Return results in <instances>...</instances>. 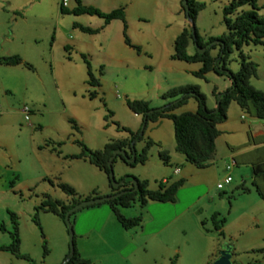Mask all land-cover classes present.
Listing matches in <instances>:
<instances>
[{
  "label": "rangeland",
  "instance_id": "1",
  "mask_svg": "<svg viewBox=\"0 0 264 264\" xmlns=\"http://www.w3.org/2000/svg\"><path fill=\"white\" fill-rule=\"evenodd\" d=\"M82 1L101 10L123 5L125 32L130 44L123 39L122 22L118 18L103 23L102 17L96 14L62 12L60 0H0V19L10 17L6 31L16 27L17 24L13 26L14 21L33 24L37 37L35 43L45 55L43 59L41 56L33 58L38 59L40 65L35 62L37 70L27 69L26 74L0 69V83L11 87L6 95L13 108L28 105L29 121L32 122L30 130L23 124L19 129L17 120L22 116L16 114L14 123L1 121L0 124V221L8 226V211L16 214L19 250L30 257L26 259L0 249V264H61L68 252L65 222L58 214L40 206L46 194L63 200L68 196L57 184L64 181L55 173L60 165L57 154L79 150L76 140H81L87 147L97 148L102 147L106 139L128 136L129 132L123 126L133 131L139 129L140 121L137 122V117L126 106V97L148 99L151 105L159 106L174 100L162 98V91L173 85L193 83L203 92L205 104L210 105L213 98L211 90L216 84L222 87V77L214 72L208 71L199 77L188 72L197 68L194 61L169 57L174 36L189 22L181 0ZM199 1H203L204 6L197 11L193 21L197 32L205 38L225 31L222 6L228 0ZM66 3L71 7L76 1L67 0ZM79 25L99 28L85 31ZM67 40L70 45L77 42L79 51L89 60L97 85L85 82L86 65L80 52L72 46L64 47ZM242 48L257 65L256 75L251 76L249 82L264 89V48L258 44H247ZM237 59L233 49L229 53V69L238 67ZM90 89L95 91L92 98L87 94ZM161 99L164 101L159 103ZM230 104L236 106L234 101ZM195 107L194 97L189 95L172 111L177 113L194 110ZM152 124L151 120L147 121L142 135L133 141V149L138 153L146 138L153 140L147 147L145 160L126 162L117 155L111 162L113 176L115 179L125 175L128 178H146L147 187L155 188L161 177L171 180L184 173L183 181L175 192L179 199L148 200L144 205L134 201L128 206H118L125 216L140 215L139 223L130 227H123L118 222L106 201L73 211L70 220L74 249L77 255L88 260L87 263L74 264H196L199 261L203 241L197 231L200 225H212L209 214L204 215L205 219L201 218L204 224L193 218V213L211 204L200 195L207 186L198 178L202 167L190 162L187 163L192 168L190 172L183 169L187 167L178 174L173 172L174 166L181 167L179 162L171 155L164 162L158 154L159 149H167L171 154L175 152L181 156L172 149L171 120L163 117L157 128H151ZM153 136H159L161 142ZM217 145L218 148H226L221 137L217 138ZM213 154L215 158L216 152ZM39 158L42 162L38 161ZM69 160L71 164L74 162V159ZM92 168L98 176L89 175L88 180L98 183L97 193H110V189L113 192L112 186L107 188L105 172ZM62 174L74 179L75 183L88 176L82 172L76 176L71 167L62 170ZM212 179L209 174L208 182ZM106 188L107 191L104 190ZM77 189L76 193L81 198L91 192L81 194ZM188 203V210L182 216L184 219L179 217L175 223H169L174 212ZM34 213L39 225L31 219ZM8 240L7 232L0 230V243ZM177 243L181 244V257L178 259L170 254L167 258V253H172L168 247ZM234 259V264H256L254 259L260 260L258 264H264V253L252 250Z\"/></svg>",
  "mask_w": 264,
  "mask_h": 264
},
{
  "label": "trees",
  "instance_id": "2",
  "mask_svg": "<svg viewBox=\"0 0 264 264\" xmlns=\"http://www.w3.org/2000/svg\"><path fill=\"white\" fill-rule=\"evenodd\" d=\"M75 1L76 3L69 8L59 3L60 11L96 14L102 17L103 23L118 18L122 22L123 39L125 43L130 44L129 38L125 32L126 20L123 5H118L108 10H101L94 5L82 3L81 0ZM186 2V10L183 8L182 4L181 6L184 15L193 23L197 11L204 6V2L199 0H186ZM244 5H247V7L243 8L242 6ZM261 6H264V0L261 4H257L256 0L226 1L222 6V19L225 25V31L218 35H207L203 38L195 28V41L200 47H204L200 52H198L193 46L189 22L187 25L182 26L173 38L172 50L169 56L171 58L182 59L185 61H199L200 66L197 69L192 70L193 74L203 76L205 72L213 71L216 74L225 75L231 79L230 85L224 90H212L215 94V98L218 100L216 103V111H210L211 108L207 107L205 104V96L203 92H201L197 85L193 83L173 85L162 91L160 93L162 98H174L173 101H169L163 108L151 105L149 100L144 98L126 97L124 100L129 110L139 114L141 119L143 115L146 116V123L149 120L153 121L159 117L169 118L172 123L174 150L183 154L187 161L196 166H206L210 162L214 151V138L218 134L216 123L225 118L226 108L231 100L235 101L241 108L249 110L253 115L264 117V89L257 88L249 82V78L256 75L257 65L253 60L249 59V56L242 50V47L247 44H258L264 47V14L258 12L259 7ZM79 26L85 31H95L99 28L90 27L88 25ZM215 38L220 39L221 42H213ZM189 43H191L193 47L190 52L187 50V45H189ZM134 47L138 49L136 45H134ZM212 49H215L214 53L211 52ZM233 49L236 50L238 57V67L235 70L229 69L227 65L229 61V53ZM80 55L86 65L85 82L89 85H97L98 80L92 73L89 60L84 53L80 52ZM0 63H20L28 68H32L31 63L23 60L17 53L0 55ZM99 67H101V65H99ZM225 68L230 71L229 74L225 71ZM230 86L231 88L229 89ZM87 94L92 97L95 94V91L90 89ZM189 95L194 97L196 102L195 109L180 111L177 113L173 112L172 108L183 103ZM150 108L152 109L149 110ZM123 127L129 132L128 136L124 138H109L100 148H90L81 140H76L79 144V150L75 153L63 155L66 157H82L88 160L90 163L105 172L107 180L110 183L107 175V160L112 150L115 148H127L128 151H126V154L129 155L131 147H133V145L131 146L129 144L130 141H132L133 144V141L143 133V131L139 133L138 129L133 131L128 127ZM152 142L153 140L151 138H146L141 150L138 153H135L134 160L131 162H143L146 158L147 147ZM158 154L164 162L168 161L169 155L166 150L159 149ZM117 155L125 161L123 154L116 153L115 156ZM115 156L112 160L115 159ZM122 177H124V185L131 184L127 175ZM135 178L137 179V187L135 190L126 191L113 198L104 200L108 203L116 219L123 227H130L139 223L141 217L139 214L125 216L119 211L118 206H128L134 201H137L140 205H144L148 200L173 201L176 189L183 181V178L181 177L167 183L160 180L155 188H148L146 178ZM57 184L67 195L70 196V199L63 200L52 198L46 194V196L40 201V206L63 218L65 210L74 202L78 201L81 196L79 193H76L75 189L67 182L58 181ZM241 189H246V187L241 186ZM219 193H222V191ZM260 194L264 197V193ZM94 195H98V193L95 189H92L91 192L84 197ZM8 212L10 224L7 226L5 222L0 221V230L7 232L9 240L5 243H0V249L9 250L16 256L30 259L27 253L19 250L20 238L16 214L10 210ZM35 214L36 213L32 215L31 219L36 225H39V221ZM209 217L212 222V227L218 229V233L221 235L222 231L219 230V228L224 221V216L215 211L212 212ZM256 249L264 250V246ZM44 251H46V248H44ZM76 253L77 252L74 249L72 254H66L61 264L88 262L86 258L81 257Z\"/></svg>",
  "mask_w": 264,
  "mask_h": 264
},
{
  "label": "crops",
  "instance_id": "3",
  "mask_svg": "<svg viewBox=\"0 0 264 264\" xmlns=\"http://www.w3.org/2000/svg\"><path fill=\"white\" fill-rule=\"evenodd\" d=\"M256 1L257 4H261L263 0ZM81 2L88 4L82 0ZM110 2H112V0ZM64 6L67 7V3H65ZM244 6L247 7V5ZM1 10L2 9L0 8V11ZM258 12L264 14V6L259 7ZM8 19H10V17L8 18L7 16H4L2 19H0V55L17 53L22 57L23 60H26L31 63L32 68H28L20 63H0V69L18 75H20V73L26 74L27 69H30L31 71L33 69L37 70V65L35 62H39L40 65V61L38 59L36 60L33 58H36V56H41V59H43L45 55L44 52L41 51L40 46L35 43V41L37 40V37L35 35V26L33 24H18L16 21H14L13 26L17 24L16 27L14 29L12 27L11 29H8V31H6V27L9 24ZM110 21H108L107 23H109ZM63 44L66 48L72 46L76 52H80L76 41H73L70 45L69 41L67 40ZM192 48V44L189 43V45H187V50L190 52L192 51ZM48 50L50 52L49 54H51V48H49ZM214 51L215 49L211 50V52L213 53ZM194 62L198 68L200 66V62ZM192 70L195 69H189L188 72L192 73ZM216 75L222 77V83L220 85L222 87H218V84H216L214 88L215 91H221L230 85L231 79L228 76L219 74ZM10 91V86L5 83H0V124L1 121L13 122L16 114H19V116L21 114L23 120L21 118H18V128L22 129L23 127H20V125L23 124L26 129L30 130L32 124V122L29 121L30 117L28 116V118L25 119L23 117V113L20 107L18 109L13 108L10 98L6 95L7 93H10ZM211 93L213 97L212 102L210 103V105L206 104V106L209 108H212L216 105L215 94L212 90ZM93 96H95V94ZM163 101L164 100L161 99L159 103H162ZM231 101L227 105L225 118L216 123L218 134L214 138L213 151V153L216 152V157L213 158V154L211 156L210 162L206 166H200L202 167V170H200L198 174V178L201 179L200 183L207 184V186H205V189L202 191V193H200V195L204 196L205 199L209 201V203L211 202V204H208V206H206L205 208L196 211V213H193V218H195L196 220L199 219V222L204 224L201 218L205 219V214L210 215L212 212H219L221 215L224 216V221L222 222L219 228V230L222 231V234L220 235L218 233V229L211 227L212 225H200L199 231L197 232L199 233L203 244H201L202 246L200 259L196 264H209L211 260L217 255L218 250L222 244L229 245L230 249L235 254L234 258H236V256H239L243 252L252 250L257 251L259 253H264V250L256 249L264 246V197H262L260 194L264 193V117H257L253 115L249 110L241 108L235 101L234 103L236 104V106H232L230 104ZM159 103H156L155 105ZM129 111L135 117H137V122H141V117L139 114H136L131 110ZM162 118L163 117H159L151 121L153 123L151 128H157L161 123ZM21 120L22 123H20ZM171 136L173 137L172 127ZM124 137L126 136H118L113 138ZM218 137H221L223 139L226 148H218ZM153 138H155L157 142H161L159 136H153ZM107 140L108 139L104 140L102 145ZM72 142L73 141H71V143ZM36 146L37 149H39L40 145L37 144ZM172 149L174 150V144H172ZM165 150L167 151V153H169L168 155L174 157L181 165V167L177 166V174L182 171L183 167H187L183 169H185V171L188 170L190 172L192 168L191 166H189V164H187L190 162H187L183 154H181L180 156L175 152L171 154L170 151H168L167 149ZM77 151L78 149L57 154L59 155L60 165L58 169H55V173H57L62 180L70 184L75 189V191L76 188H79L77 190H79L81 194H86L92 189H95L97 191V189L99 188L98 183L96 184L95 181L92 182L91 180H88V177L89 175L98 176V174H96V172L92 170V167H95L96 169H98V171L101 169H99L94 164L90 163L88 160L82 157H66L63 155L68 153H75ZM231 157L233 158L234 162L227 171L225 169L224 164ZM69 159H74L72 160L74 162L71 164V161ZM38 161L42 162L40 158ZM69 167H71V170H74L76 176L78 172H82L85 176L88 175L87 178H84L83 180L75 183L74 179L63 176L62 170ZM226 172L230 174L231 179L229 180V182L224 183L222 188H216L215 182L222 178V176ZM48 173H50V171H48ZM180 174H182V178V176H184V173ZM209 174H211V178H213L210 182H208ZM161 180L165 181L166 183L171 181L167 179L164 180V177H161ZM106 181L107 188H110V183L107 179ZM241 186L246 187V189H241ZM107 188L104 190L107 191ZM220 191H222V193H219ZM108 192H111V189ZM69 199L70 196L68 195L66 197V200ZM177 199L179 198L175 194L173 201H176ZM188 207L189 203L185 205L182 209H179L178 211L174 212L173 216L168 220V222L175 223L179 219V217H181V219H184L182 218V216L184 211L188 210ZM180 245L181 244L177 243L175 245L169 246L168 250H170L172 253L168 252L167 258H170V254H174L177 258H180L182 255V252L180 254L179 251ZM259 262L260 260L254 259V263L258 264ZM176 263L178 264L179 262Z\"/></svg>",
  "mask_w": 264,
  "mask_h": 264
},
{
  "label": "water",
  "instance_id": "4",
  "mask_svg": "<svg viewBox=\"0 0 264 264\" xmlns=\"http://www.w3.org/2000/svg\"><path fill=\"white\" fill-rule=\"evenodd\" d=\"M181 4L183 6V8L186 10L187 9V2L186 0H181ZM189 20V19H188ZM190 23V32H191V37L193 39V46L197 49L198 52L202 51L204 49V47H200L196 41H195V27L193 25V23L189 20ZM213 42H221L220 39L215 38L213 40ZM225 71L229 74L230 71L225 68ZM231 88V86L229 87V89ZM218 102V100L216 99V103ZM163 103L159 106H157L158 108H163L166 104ZM205 108V107H204ZM152 108H150L149 110H151ZM210 111H216V106H214L213 108H211ZM146 123V116L143 115L142 116V120L140 122L139 125V129L138 132L141 133L143 131V128L145 126ZM131 146L132 141H130L129 143ZM127 149L126 148H115L112 150L111 154L108 157L107 160V175L110 181L111 186L115 189L113 190V192L110 193H106V194H98V195H94V196H89V197H82L80 198L78 201L74 202L70 207H68L64 214H63V220L65 222L66 225V229H67V236H68V252L67 254L70 255L73 253L74 251V244H73V229H72V223L70 220V214L77 210L78 208H81L83 206L86 205H90V204H94V203H98V202H102L104 200L113 198L117 195H120L121 193H124L126 191H133L136 189L137 187V179L133 176H130V181H131V186L130 187H123L118 189L117 187L119 185H121L123 183L124 177L115 179L113 176V172H112V166H111V160L112 158L116 155V153H120L124 155V159L126 161H133L134 160V155H135V151L133 149V147H131V152L129 155L126 154ZM117 188V189H116ZM234 252H232V250L230 249L228 244H222L221 247L218 250L217 255L211 260V262L209 264H234L233 260L234 259Z\"/></svg>",
  "mask_w": 264,
  "mask_h": 264
},
{
  "label": "built area",
  "instance_id": "5",
  "mask_svg": "<svg viewBox=\"0 0 264 264\" xmlns=\"http://www.w3.org/2000/svg\"><path fill=\"white\" fill-rule=\"evenodd\" d=\"M66 0H61V3L64 4ZM117 94V92H116ZM22 113H23V117L26 119L28 118V112H29V107L26 104H22L20 107ZM234 160L232 158H229V160L225 163V168L228 170L231 165L233 164ZM173 172H177L178 167L174 166L173 167ZM231 179V176L228 172H226L222 178H220L218 181L215 182V187L216 188H221L223 186L224 183L228 182Z\"/></svg>",
  "mask_w": 264,
  "mask_h": 264
},
{
  "label": "flooded vegetation",
  "instance_id": "6",
  "mask_svg": "<svg viewBox=\"0 0 264 264\" xmlns=\"http://www.w3.org/2000/svg\"><path fill=\"white\" fill-rule=\"evenodd\" d=\"M130 186H131V184H125V185H124V184L122 183V184L119 185L117 188L120 189V188H123V187H130ZM117 188H116V189H117ZM114 190H115V189H114Z\"/></svg>",
  "mask_w": 264,
  "mask_h": 264
},
{
  "label": "clouds",
  "instance_id": "7",
  "mask_svg": "<svg viewBox=\"0 0 264 264\" xmlns=\"http://www.w3.org/2000/svg\"><path fill=\"white\" fill-rule=\"evenodd\" d=\"M60 3H61V0H60ZM65 3H66V1H65ZM65 3L64 4H62L61 3V5H65ZM216 106V105H215ZM213 108V107H212ZM142 120V119H141ZM127 149V148H126ZM128 151V150H127ZM232 158V157H231ZM233 159V158H232ZM229 160V159H228ZM225 165V164H224ZM177 167V166H176ZM173 169V168H172ZM226 169V168H225ZM227 170V169H226ZM173 171V170H172ZM228 171V170H227ZM164 180H165V178H164ZM218 181V180H217ZM229 182V181H228ZM222 188V187H221Z\"/></svg>",
  "mask_w": 264,
  "mask_h": 264
}]
</instances>
